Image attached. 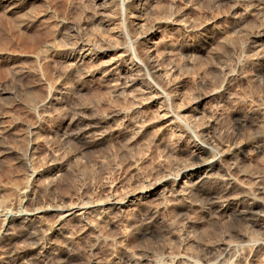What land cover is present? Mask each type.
<instances>
[{
    "label": "rangeland",
    "instance_id": "1",
    "mask_svg": "<svg viewBox=\"0 0 264 264\" xmlns=\"http://www.w3.org/2000/svg\"><path fill=\"white\" fill-rule=\"evenodd\" d=\"M263 1L110 0L109 6L106 2L107 7L99 8L92 0H0V130L9 128L0 135V207L7 214L0 212V253L12 235L40 224L44 236L57 218L54 211L39 212L40 218L34 216L28 223L13 220L6 227L5 216L17 212L24 199L19 190L26 186L31 190L24 201L27 207L89 201L94 205L80 223H65V230L75 236L65 248V259L203 264V255L211 250L219 262L214 264H264V221L245 229L227 213L223 223H215L190 196V178L182 172L191 161L194 140L222 150L239 143L238 154L221 157L220 172L214 170V175L230 177L238 191L264 188V75L255 69L256 53L264 52ZM13 4L18 7L14 12ZM257 32L263 35L256 37ZM80 45L91 46L103 58L76 65V56L83 52ZM126 51L130 55L123 60L129 65L133 56L143 66V79L118 90L113 80L104 78L102 63ZM148 54L159 65L155 74L145 64ZM143 84L155 86L164 96L147 102V94L138 93ZM165 106L172 115L164 121L156 116ZM116 109L124 110L129 119L110 118L102 141L83 148L64 138L70 117L100 118ZM245 116L251 124L240 128L237 121ZM140 119H145V127H134ZM170 119L179 128H171ZM32 132L37 136L30 150ZM232 134L235 140L229 141ZM152 179L165 180L163 192L142 197L143 184ZM208 188L214 185L207 182L201 189ZM109 193L121 199L130 195L132 202L118 209L106 202ZM152 209L156 219L146 223L143 216ZM48 236L53 244L46 245L54 250L66 243L60 234ZM226 242L230 249L225 251ZM27 243L19 238L15 246ZM37 256L35 252L29 264H71Z\"/></svg>",
    "mask_w": 264,
    "mask_h": 264
},
{
    "label": "bare ground",
    "instance_id": "2",
    "mask_svg": "<svg viewBox=\"0 0 264 264\" xmlns=\"http://www.w3.org/2000/svg\"><path fill=\"white\" fill-rule=\"evenodd\" d=\"M27 1V0H26ZM110 0H92V2L94 4H96L99 8H104L106 2H108ZM113 1V0H111ZM117 1V0H116ZM229 1H236V0H229ZM22 3V2H21ZM105 4V5H104ZM108 6H109V2H108ZM112 6V5H111ZM107 7V6H105ZM259 7V6H258ZM8 8V7H7ZM18 8L17 5H11L10 9L13 10V12ZM97 8V7H96ZM151 8V7H150ZM262 10H264V1L262 2V5L260 7ZM28 9V8H27ZM26 9V10H27ZM33 9V7H32ZM154 9V8H153ZM261 9H259V11H261ZM19 10V9H18ZM109 10V9H108ZM112 10V9H110ZM253 10V9H252ZM3 11V10H2ZM96 11V10H95ZM117 11V10H116ZM23 12V11H22ZM21 12V13H22ZM115 12V11H114ZM27 13V12H26ZM109 13V12H107ZM112 12H110L109 14H111ZM248 13V12H247ZM258 13V12H257ZM260 13V12H259ZM264 13V11H263ZM24 14V13H23ZM106 14V13H105ZM114 14V13H113ZM132 14V13H130ZM112 15V14H111ZM253 15V14H252ZM25 16V15H24ZM109 16V15H108ZM107 17V16H106ZM31 18V17H29ZM26 21V20H25ZM24 21V22H25ZM19 22V21H18ZM19 24V23H18ZM25 26L28 27V22L23 23ZM21 25V24H20ZM246 25V24H245ZM251 25V24H250ZM248 25V26H250ZM247 26V25H246ZM245 26V27H246ZM240 27V26H239ZM152 28V27H151ZM252 28V27H251ZM254 28V27H253ZM259 28V27H258ZM135 29V28H134ZM153 29V28H152ZM151 29V30H152ZM151 32V31H150ZM263 33L262 32H257L256 37L258 36H262ZM205 36V35H204ZM234 38V37H233ZM222 39V38H221ZM232 39V37H231ZM89 40V39H88ZM110 41V40H108ZM112 41V40H111ZM102 42V41H101ZM81 44V43H80ZM102 44V43H101ZM100 44V45H101ZM218 44V43H217ZM255 45V44H254ZM82 46V45H80ZM100 47V46H99ZM106 47V46H105ZM117 47V46H116ZM127 48V47H126ZM135 48V47H134ZM152 48V47H151ZM188 48H190L191 50H196L197 47L195 45H188ZM50 49V48H49ZM79 49V48H78ZM136 49V48H135ZM149 49V48H148ZM81 50H83V52L76 56V65L83 63L84 61H93V60H101V58H103V54L101 52L95 53L93 52L94 48H92L91 46L85 47L82 46ZM137 50V49H136ZM143 50V49H142ZM261 50V49H259ZM41 51V50H40ZM149 51V50H147ZM42 52V51H41ZM125 52V51H124ZM124 52H121L120 54L115 53L114 56L111 57V59L109 61H107L106 63H102L104 64L103 67V75L104 78L108 81V80H113L114 82L112 83V85L115 88H118V90L122 89H126L129 87H133L138 81L143 79V74L141 73L143 66H139V63L135 62V59L132 57H129V65L126 63V61L123 60L122 56H129L130 53H128V51H126V53L124 54ZM137 52V51H136ZM219 52V51H218ZM261 52V51H260ZM146 53V52H145ZM148 53V52H147ZM124 54V55H123ZM110 56V55H109ZM157 56V55H156ZM219 56V54L217 55ZM42 57V56H41ZM125 59V58H124ZM145 64L147 65V67H149V69L151 70V73H157V71L159 70V65L158 63H154L153 62V56H151V54H148L145 56ZM255 61H257L256 63L258 64V67L256 66L257 64L255 63V69L264 75V52L263 53H256V57H255ZM102 62V61H101ZM73 63V62H72ZM100 63V62H99ZM67 64V63H66ZM74 64V63H73ZM91 64V63H89ZM95 64V62H94ZM96 65V64H95ZM100 65V64H99ZM219 65V64H218ZM83 66V65H82ZM85 66V65H84ZM93 66V65H91ZM145 66V65H144ZM227 66V65H226ZM69 67V66H68ZM67 67V68H68ZM77 67V66H76ZM80 67V66H78ZM73 68V67H72ZM71 68V70H72ZM91 68V67H89ZM102 68V67H101ZM146 68V67H145ZM74 69V68H73ZM86 69V68H85ZM84 69V70H85ZM96 69V68H95ZM147 69V68H146ZM65 70V69H64ZM69 70V69H68ZM136 71V72H131V71ZM70 71V70H69ZM87 71V69H86ZM147 71V70H146ZM131 72V73H129ZM90 73V72H89ZM144 73V72H143ZM75 74V73H74ZM83 74V73H82ZM102 74V73H101ZM153 74V75H154ZM73 75V74H72ZM79 75V74H78ZM86 75V74H85ZM149 75V74H148ZM152 75V76H153ZM161 75V74H160ZM157 77V74L155 75ZM234 76V75H233ZM154 77V76H153ZM248 77V76H247ZM146 81V80H145ZM213 82V81H212ZM144 85V84H143ZM112 86V87H113ZM113 87V88H114ZM11 89V88H10ZM13 89V88H12ZM139 89V88H138ZM8 90V89H7ZM132 90V89H131ZM135 90V89H134ZM160 90V89H159ZM216 90V89H215ZM214 90V91H215ZM133 91V90H132ZM141 93H145L147 94V102H156L158 101L160 98H162L164 96V92H160L157 90V88L151 84H145L143 88L138 90ZM11 92V91H10ZM171 92V91H170ZM216 92V91H215ZM132 93V92H131ZM214 93V92H213ZM206 95L205 93V97L210 96L211 94ZM27 94V93H26ZM146 96V95H145ZM203 96V95H202ZM133 97V96H132ZM139 98V97H138ZM143 99V98H142ZM145 99V100H146ZM208 99V98H207ZM200 100V99H199ZM27 102V101H26ZM32 102V101H31ZM40 102V101H39ZM46 100L42 101V105L46 106L47 105ZM162 102V101H161ZM143 104V103H142ZM166 104V103H165ZM40 105V104H39ZM173 106V105H172ZM161 107V106H160ZM174 107V106H173ZM45 108V107H44ZM196 109V108H195ZM181 114V113H180ZM126 112L122 109H116L114 111H112L110 114H108L105 117H86V116H73L70 117L69 120V130L67 132H65V134L63 135L64 138L70 142H79L82 143L83 148L87 146L88 143L90 142H98V140H101L102 138L104 139V136L106 135L105 133V127L108 126L109 124V119L113 118L114 116H122L124 117V121H128V119L126 118ZM170 115H172V111L170 110V108H168L167 106L163 107L162 109H160V111L157 114V118L160 120H164L168 117H170ZM244 115V114H243ZM188 116V115H187ZM133 118V117H132ZM171 120V119H170ZM165 121V120H164ZM169 122V121H168ZM177 121H175L174 119H172L169 123V125L171 126V128L175 129L179 128L177 123ZM248 117H240V119L237 121V125L240 128H243L245 126L248 125ZM252 122V121H251ZM250 123V122H249ZM122 124V123H121ZM125 124V122H124ZM193 124V123H192ZM251 124V123H250ZM117 125V124H116ZM134 127H140V126H144L145 127V119H140V120H136L133 124ZM264 125V124H263ZM130 126V125H129ZM262 126V125H261ZM118 127V125H117ZM147 127V126H146ZM181 127V126H180ZM259 127V126H258ZM107 128V127H106ZM119 128V127H118ZM122 128V127H121ZM185 128V127H184ZM264 128V127H263ZM6 129H2L0 130V135L3 133L6 134V131H8ZM141 129V128H139ZM180 130V129H179ZM186 130V129H185ZM191 130V129H190ZM259 130V129H258ZM263 130V129H262ZM107 131V129H106ZM194 132V131H193ZM36 133V132H35ZM34 132H32V143L30 146V150H33V146L35 143V135ZM138 133V132H136ZM183 133V132H182ZM180 133V134H182ZM117 134V133H116ZM135 134V133H134ZM178 134V133H177ZM230 134V133H229ZM1 135V137H2ZM113 135V134H112ZM123 136V135H122ZM133 136V135H132ZM229 136V135H227ZM109 137V136H108ZM63 138V137H62ZM133 138V137H132ZM235 137L233 136V134L231 136H229V141H231L232 139H234ZM128 139H131L128 137ZM134 140V139H133ZM132 140V141H133ZM228 140V138H227ZM235 140V139H234ZM233 140V141H234ZM102 141V140H101ZM193 141V140H192ZM124 142V141H123ZM195 142V140H194ZM191 144V161L188 165H184L182 172L187 176H189L190 180H188L189 183L188 184V190L189 193H191L190 196H194V200H196L195 202H197L205 211H208L207 213H209L210 215H212V220H216L214 221L215 223L218 221L219 223H223V216L227 213H230L231 216L233 215L234 218H236L239 223L242 224V226H253L256 225L262 221H264V188L261 189H257V190H252V188H243L242 191L238 189H236L235 187L237 186V183L235 184L233 181L231 180L230 177H225L224 175H214V170L218 171V173L220 172V166H219V160L222 159L221 157L225 156H234V153L238 154L237 152L240 151L241 149V144L239 143H230L229 147H227L228 149H224L222 150V147L220 148V146L216 147V149L213 148V146L211 145H207V144H203V143H194ZM227 142V141H226ZM238 142V141H237ZM4 143V142H3ZM229 143V142H228ZM125 144V143H124ZM232 144V145H231ZM27 145V144H26ZM214 145V144H213ZM217 145V144H216ZM219 145V144H218ZM3 146V145H2ZM228 146V145H227ZM22 147V146H21ZM129 147V146H128ZM23 148V147H22ZM27 148V147H25ZM226 148V147H223ZM10 149V148H9ZM18 149V148H17ZM20 149V147H19ZM23 151V150H22ZM31 152V151H30ZM34 152V151H33ZM235 154V155H236ZM171 155V154H170ZM229 158V157H228ZM239 158V157H238ZM25 159V158H24ZM225 159V158H224ZM236 159V158H235ZM169 160V159H168ZM232 160V159H231ZM222 161V160H220ZM236 161V160H234ZM235 164V163H234ZM232 164V165H234ZM236 166V165H235ZM238 166V165H237ZM29 168V167H28ZM168 168V167H166ZM243 169V168H242ZM84 170V169H83ZM233 170V169H232ZM250 170V169H249ZM29 171L32 174H37L38 170L37 168H30ZM224 171V170H223ZM29 173V172H28ZM89 173V172H88ZM226 173V172H225ZM216 174V173H215ZM169 175V174H168ZM167 175V176H168ZM176 176V175H175ZM165 177V176H164ZM155 179V178H154ZM153 180V179H152ZM168 180V179H167ZM252 180V179H251ZM77 181V180H76ZM151 181V180H150ZM165 180H153V182L148 183L147 186L143 187L144 190H142V194L141 196L143 197L145 196H150V195H155L158 190L163 187L165 185L166 182H164ZM175 182V181H174ZM212 183V185H214V188L209 189L208 190H204L201 189L203 187V184L205 183ZM147 184V183H146ZM264 184V183H263ZM185 185V184H184ZM209 185V184H208ZM235 185V187H234ZM241 185V184H240ZM255 185V184H254ZM183 186V185H182ZM165 187V186H164ZM172 187V186H171ZM187 187V186H186ZM250 187V186H249ZM187 189V188H186ZM161 190V189H160ZM20 193L24 195V199H23V203L20 204L19 209L17 210V212H15L14 214H8V216H5L6 222V227L9 226V224L13 221V220H19L20 222H25L28 223L29 221H31L32 219H34L33 217L35 216L36 218H40V213L41 212H46V211H54L55 215H56V219L55 221L49 226V230H45L47 233L44 236H42V234H40L44 229H42V226L40 224H38L37 226H34V230L33 231H29L25 234L20 235H12L10 238V241L5 245L6 247L1 251L0 253V264H29L31 259L33 258V254L35 252H37V257L39 258H45V259H49L50 256H53L52 258H58L61 259L63 257L66 256V251L65 248L68 249L67 244H72L74 241V237L72 234L69 233V231L67 232V230H65L66 226L65 223L69 222V221H78L80 223V221H83L85 217V215H87L86 213L88 212V210L93 207L94 205H91V202H82V204H64V205H45L44 207H40V206H33V207H27L26 204H24V201L29 199V192H31V190L29 189V187H22L20 190ZM163 192V190H161ZM181 191V190H180ZM184 191V190H183ZM181 191V192H183ZM175 192V191H174ZM162 194V193H161ZM185 194V193H184ZM188 194V193H187ZM33 195V194H32ZM157 195V194H156ZM188 195V196H189ZM130 195H126L125 198L121 199L120 197H117L115 194L113 193H109L107 195L106 198V202L108 204H111L113 207H116L118 209H121L123 205H125L126 202H132V198L129 197ZM144 196V197H145ZM189 196V197H190ZM151 197V196H150ZM137 198V197H136ZM149 198V197H148ZM2 199V197H1ZM189 199V198H188ZM192 199V198H190ZM4 200V199H2ZM104 200V199H103ZM143 200V199H142ZM176 200V199H175ZM192 201V200H191ZM27 202V201H26ZM186 202V201H185ZM194 202V205L197 204ZM4 203V201H3ZM0 205H2V202L0 203ZM43 206V205H41ZM174 207V206H173ZM146 208V207H145ZM5 207H0V212H2L3 210H5ZM107 209V208H106ZM117 209V210H118ZM171 209V208H170ZM100 210V208H99ZM111 210V209H110ZM201 210V209H200ZM101 211L102 210L101 208ZM100 211V212H101ZM40 212V213H39ZM39 213V214H38ZM104 213V212H103ZM102 213V214H103ZM156 210H151L147 213L144 214L143 218L145 219L146 223H151L152 221H154L153 219L157 216L156 215ZM206 213V212H205ZM4 214V211L3 213ZM4 215H7L6 213ZM106 215V214H105ZM209 215V216H210ZM229 216V214H227ZM226 215V216H227ZM1 216V215H0ZM135 216V215H134ZM227 216V217H228ZM230 216V217H231ZM42 217V216H41ZM164 217V216H163ZM225 217V216H224ZM142 218V217H141ZM200 218V217H199ZM214 218V219H213ZM143 219V220H144ZM147 219V220H146ZM156 219V218H155ZM198 218H196L195 220H197ZM226 219V218H225ZM228 219V218H227ZM188 220V218H187ZM192 220V219H191ZM194 220V221H195ZM35 221V220H34ZM39 221V220H38ZM42 221V219H41ZM198 221V220H197ZM211 221V220H208ZM37 222V221H36ZM144 222V221H143ZM228 222V221H226ZM225 222V223H226ZM34 223V222H32ZM42 223V222H41ZM188 223V222H187ZM193 223V221L191 222ZM190 223V224H191ZM200 223V222H199ZM198 223V224H199ZM212 223V222H211ZM233 223V222H232ZM37 224V223H36ZM209 224V223H208ZM240 224V225H241ZM264 224V223H263ZM151 225V224H149ZM223 225V224H221ZM227 225V224H226ZM58 226V227H57ZM85 226V225H84ZM165 226V225H164ZM163 226V227H164ZM218 226V225H217ZM214 226V227H217ZM220 226V225H219ZM224 226V225H223ZM231 226V225H230ZM234 226V225H233ZM232 227V226H231ZM241 227V228H244ZM149 228V227H148ZM240 228V229H241ZM247 227H245L246 229ZM32 229V228H31ZM48 229V228H47ZM67 229V228H66ZM206 229V228H205ZM223 229V228H222ZM221 229V230H222ZM237 229V228H236ZM239 229V228H238ZM239 229V230H240ZM211 230V229H210ZM44 231V232H45ZM81 231V230H80ZM169 231V230H168ZM215 232V230H213ZM212 231V232H213ZM230 231V230H229ZM213 232V233H214ZM242 232V231H241ZM245 232V231H244ZM23 233V232H22ZM53 233L55 234H60L64 240L66 241V243H64V245H60L59 247L56 246L57 248L54 250L53 248H51V246H48L46 244L51 245V243L53 244V241L51 240V237L48 236V234ZM68 233V234H67ZM73 233V232H71ZM219 234V231L216 232ZM231 233V232H230ZM254 233V232H253ZM8 234V233H7ZM10 234V233H9ZM199 234V233H198ZM211 234V233H210ZM221 234V233H220ZM242 234V233H241ZM248 234V233H247ZM127 235V234H126ZM164 235V234H163ZM203 235V234H202ZM249 235V234H248ZM251 237L252 233L250 234ZM264 235V234H263ZM162 236V235H161ZM205 236V235H204ZM219 236V235H218ZM221 236V235H220ZM55 237V236H54ZM57 237V236H56ZM242 237H246V232L243 234ZM241 237V239H242ZM249 237V236H248ZM256 237V236H255ZM19 238H23L24 241H27V245L23 246V247H16V241ZM58 238V237H57ZM56 238V239H57ZM53 239V238H52ZM147 239V238H146ZM216 239V238H215ZM215 239L213 241H215ZM253 239V238H252ZM55 240V239H53ZM61 240V239H60ZM240 240V239H238ZM62 242V241H61ZM194 242V241H193ZM203 242V241H202ZM259 242V241H258ZM57 243V241H56ZM61 244V243H60ZM102 244V243H101ZM146 244V243H145ZM253 244V243H252ZM58 245V244H57ZM74 245V244H73ZM72 245V246H73ZM224 250L226 251L225 248H229V245L226 243H222ZM221 246V245H220ZM239 246V245H238ZM251 246V245H250ZM55 247V246H54ZM204 247V246H202ZM77 248V247H76ZM75 249V248H73ZM230 249V248H229ZM72 250V248H71ZM194 250V249H193ZM208 249L204 251H207ZM219 250V248H218ZM221 250V249H220ZM219 250V251H220ZM75 251V250H74ZM73 251V252H74ZM160 251V250H159ZM215 251V249H214ZM224 251V252H225ZM233 251V250H232ZM239 252H241L240 250H238ZM248 251V250H247ZM256 251V250H255ZM70 251H68L69 253ZM76 252V251H75ZM118 252V251H117ZM187 252V251H186ZM189 252V251H188ZM194 252V251H193ZM223 252V251H222ZM229 252V251H228ZM203 253V252H202ZM208 253H211V250L208 251ZM214 253V252H213ZM259 253V252H258ZM72 254V253H71ZM75 254V253H74ZM190 254V253H189ZM206 252V255H203V264L207 263V264H214V263H219L216 262L217 261V256L216 254H212L209 255ZM232 254V253H231ZM249 254V253H248ZM123 255V254H122ZM193 255V253H192ZM197 255V254H196ZM219 255V252H218ZM35 256V255H34ZM117 256V255H116ZM128 256V255H127ZM195 256V255H194ZM201 257V256H200ZM260 257V256H259ZM38 258V259H39ZM68 258V255L65 257ZM63 258L65 261H67V263L71 264H101L99 260L97 259H93V260H82V259H74L76 261H73L72 259H65ZM75 258V257H74ZM121 258V257H120ZM126 258V257H125ZM132 258V257H131ZM225 258V257H224ZM252 258V257H251ZM263 258V257H262ZM35 260V259H34ZM53 260V259H52ZM188 260V259H187ZM219 260V259H218ZM257 260V259H256ZM60 260H57V262ZM123 262L127 263V264H141L139 261H135L132 259H123ZM223 261V259H222ZM142 262V261H141ZM180 262V261H179ZM262 262V260L260 261V263ZM62 263H66V262H62ZM60 262V264H62ZM105 263V262H104ZM184 263V262H183ZM247 263V262H246ZM187 264H201L198 263L197 261H193V260H189L187 262ZM226 264V263H225ZM248 264V263H247Z\"/></svg>",
    "mask_w": 264,
    "mask_h": 264
}]
</instances>
